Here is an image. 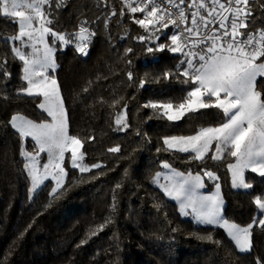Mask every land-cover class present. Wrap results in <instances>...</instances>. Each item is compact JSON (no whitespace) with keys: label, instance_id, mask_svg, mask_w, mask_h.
Instances as JSON below:
<instances>
[{"label":"trees","instance_id":"obj_1","mask_svg":"<svg viewBox=\"0 0 264 264\" xmlns=\"http://www.w3.org/2000/svg\"><path fill=\"white\" fill-rule=\"evenodd\" d=\"M97 3L66 0L67 7L55 11L50 27L72 33L87 19L97 33L87 55H81L73 45H54L57 68L53 76L68 112V133L83 141L82 162L102 167L81 173L66 166L67 191L61 189L62 195L50 207L46 205L53 183L47 181L38 191L30 192L20 154L21 139L8 125L17 113L33 121L47 116L37 107L40 98L17 95V89L26 86L20 77L22 62L13 58L11 51L18 41L4 43L0 39V57L7 59L11 74L0 79V264H256L257 257L264 259V230L254 226L252 250L238 253L222 229L195 225L153 185L162 161L185 173L211 170L222 177L225 218L241 226L254 217L261 218L254 198H264V177L248 172L245 179L252 188L232 190L226 173L217 172L216 161L188 159L189 153L164 150L163 137L188 135L200 126L215 125L223 115L219 110L202 109L182 120L168 121L141 107L149 100L178 103L186 95L182 90L194 87L181 83L183 77L156 82L162 73L175 69L180 54L167 48L148 52L147 48L171 44L164 37L171 34L172 26L157 33L161 38L154 43L151 39L140 41L138 36L149 35L134 23L142 13L125 11L120 16L119 0H112L118 15L105 27L103 13L108 9L103 4L97 8ZM97 15L101 21L91 23ZM15 31L10 19L0 17V36ZM128 48L133 51L126 53ZM141 80L145 81L143 88L138 87ZM257 86L264 92V78L258 79ZM120 97V103L112 106ZM125 104L131 127L118 131L115 117ZM193 115L197 118L189 119ZM24 146L33 152L31 142L25 140ZM117 146L119 152L108 151ZM208 235L212 240L199 238Z\"/></svg>","mask_w":264,"mask_h":264},{"label":"snow or ice","instance_id":"obj_2","mask_svg":"<svg viewBox=\"0 0 264 264\" xmlns=\"http://www.w3.org/2000/svg\"><path fill=\"white\" fill-rule=\"evenodd\" d=\"M119 3L120 16L125 11L143 14L142 18L134 19V23L149 34L138 36L140 41L151 39L154 43L161 38L157 33L172 26L171 34L164 37L171 44L160 43L155 49L147 48L148 52H162L167 48L169 52L180 54L175 69L162 73L156 82L161 78L180 80L183 77L181 83L195 85L182 90L186 95L178 103L172 99L149 100L141 107L151 109L157 118L168 121L182 120L189 113L197 114L202 109L214 108L223 114L215 125L200 126L192 134L163 137L164 150L189 153L188 159L199 161L206 157L223 160L226 155L230 156L234 158V162L227 165L232 186L252 188V183L245 179L246 170L264 177V92L257 86L258 78H264V0H119ZM101 4L108 9L103 13V23L107 27L118 11L111 6L112 0H98L96 7L100 8ZM64 7H67L66 0H0V17L16 25L13 35L0 36V39L4 43L18 41L20 45L11 48L13 58L22 61V80L26 84L17 89V95L42 98L37 101V107L51 118L33 121L17 113L8 120V125L21 139L20 154L31 178V190L35 191L49 176L55 182L46 207L62 195L67 177L63 167L66 152L71 153V167L79 168L81 173L102 167L99 163L90 166L82 163L83 141L69 135V117L60 85L49 73L57 68L54 45H73L81 55H87L92 38L97 34L89 27L87 19L72 33L58 32L50 27L55 11ZM169 7L175 11H169ZM100 21L101 16L97 15L91 23ZM245 29L247 31H242ZM24 48L31 51L25 52ZM132 51L126 49V53ZM6 64L7 59L0 57V79L11 75ZM127 75L132 80V73ZM144 84L141 80L138 87L143 88ZM120 99L123 97L114 99L112 106L119 104ZM195 118V115L189 116V119ZM115 124L118 131L131 127L127 122V104L117 113ZM29 137L34 142L32 153L24 146L25 138ZM108 151L119 152L120 148L112 147ZM41 153L47 154V161L42 164ZM161 167L169 170L170 175L156 172L153 182L160 184L163 177L165 183L160 184L161 190L179 201L182 211L191 208L197 224L223 228L239 252L252 250L253 227L264 230L262 196L254 198L261 218L254 217L251 223L241 226L222 215L219 184L215 185L214 195H200V189L205 186L200 174L177 171L168 161H162ZM202 171L210 180L218 179L213 172ZM98 230L102 231L103 225ZM199 238L212 240L211 235ZM256 264H264V259L257 257Z\"/></svg>","mask_w":264,"mask_h":264},{"label":"rangeland","instance_id":"obj_3","mask_svg":"<svg viewBox=\"0 0 264 264\" xmlns=\"http://www.w3.org/2000/svg\"><path fill=\"white\" fill-rule=\"evenodd\" d=\"M48 39V38H47ZM17 46H20L19 45V42H18V44H17ZM22 47V46H21ZM25 52H30L31 51V49L30 48H24L23 49ZM55 53V52H54ZM22 62V61H21ZM22 67H23V64H22V66H21V69H20V77H21V79H22V76H23V72H22ZM49 73H50V75H52L53 76V71H51V70H49ZM259 79V78H258ZM194 87H195V85H194ZM40 99H42V98H40ZM46 114V113H45ZM46 116H47V114H46ZM49 120L51 119L50 117H47ZM25 140H27L28 142H31V144H32V146L31 147H33V141L31 140V138L29 137V138H25ZM213 147H214V145H213ZM34 149V148H33ZM34 151V150H33ZM172 152V151H171ZM29 153H32V152H29ZM181 153V152H180ZM211 155V153H209V156ZM70 157H71V153L70 152H66L65 153V159H64V162H63V167L65 168L66 166H69L70 168H72L71 167V159H70ZM40 158H41V164L42 163H44V162H46L47 161V154L46 153H41L40 154ZM199 161V160H198ZM213 161H216L217 162V164H218V170H217V172H219V171H221V172H223V173H226V176H227V181H228V184H229V187L232 189V190H240V191H247L248 189H244V188H234L233 186H232V176H231V173L229 172V170H228V168H227V165H228V163H230V162H234V158H232V157H230V156H225V158L223 159V160H213ZM83 163V162H82ZM84 164V163H83ZM173 168V167H172ZM76 169H78L79 170V168H76ZM174 169V168H173ZM176 170V169H175ZM65 171H66V169H65ZM207 171H211V170H207ZM156 172H162L163 174H165V175H170V172H169V170H165V169H162V167H161V164H160V166H159V169L156 171ZM211 172H213L214 174H215V176L216 177H218V179L217 180H210L207 176H203V172H200V173H192L193 175H196V174H200L201 176H202V179H203V183H204V188H202V189H200V195H204V196H211V195H214L215 193H216V187H215V185L216 184H219V192H220V196H221V198H222V200H223V197H222V191H221V184H222V177H221V175H218V173H216V172H214V171H211ZM248 172H251V171H249V170H246L245 171V174L246 173H248ZM251 173H253V172H251ZM254 174H257V173H254ZM258 175V174H257ZM155 176V175H154ZM29 180H30V192L31 193H34V192H36V191H38L40 188H41V186L44 184V183H46L47 181H51L52 183H53V186H55V182L52 180V178H51V176H49V178L47 179V180H45L44 181V183L42 184V185H40L35 191H32L31 189H32V184H31V178L29 177ZM165 183V181H164V179H163V177H161V180H160V184H164ZM160 184H157V183H154L153 182V185L157 188V189H159L163 194H164V192L161 190V187H160ZM165 195V194H164ZM165 197L167 198V200H169V201H171V202H173V203H175L176 205H177V207H178V210H179V212L182 214V216L183 217H185V218H188L189 220H191L195 225H198V226H213V225H206V224H197L196 223V221H195V218H194V214H193V212H192V209L191 208H188V209H185L184 211H182L181 210V206H180V202L179 201H177V200H174V199H172V198H170V197H168V196H166L165 195ZM223 207H224V201H223V204H222V215H223ZM185 212L187 213V215H185ZM213 227H218V226H213ZM218 228H220V227H218ZM220 229H222L223 231H224V233H225V235L227 236V233H226V231L223 229V228H220ZM228 237V236H227ZM228 239L230 240V238L228 237ZM233 242V241H232ZM233 244H234V242H233ZM235 245V244H234ZM237 250V249H236ZM237 252L238 253H241V252H239L238 250H237Z\"/></svg>","mask_w":264,"mask_h":264},{"label":"built area","instance_id":"obj_4","mask_svg":"<svg viewBox=\"0 0 264 264\" xmlns=\"http://www.w3.org/2000/svg\"><path fill=\"white\" fill-rule=\"evenodd\" d=\"M182 7H183V6H182ZM169 11H173V12H174L175 9H172V8L169 7ZM76 30H77V28H76ZM92 41H93V38H92ZM92 41H91V43H92ZM91 43H90V44H91Z\"/></svg>","mask_w":264,"mask_h":264}]
</instances>
